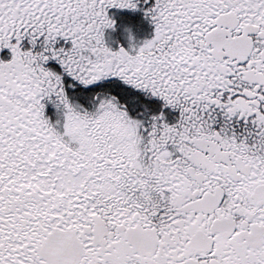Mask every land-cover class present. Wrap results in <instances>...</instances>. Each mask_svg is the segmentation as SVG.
<instances>
[{
	"label": "snow or ice",
	"instance_id": "1",
	"mask_svg": "<svg viewBox=\"0 0 264 264\" xmlns=\"http://www.w3.org/2000/svg\"><path fill=\"white\" fill-rule=\"evenodd\" d=\"M0 264H264V0H0Z\"/></svg>",
	"mask_w": 264,
	"mask_h": 264
}]
</instances>
